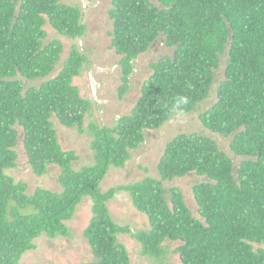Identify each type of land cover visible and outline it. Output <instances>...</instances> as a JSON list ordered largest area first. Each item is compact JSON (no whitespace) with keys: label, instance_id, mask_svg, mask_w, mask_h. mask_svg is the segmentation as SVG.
Here are the masks:
<instances>
[{"label":"trees","instance_id":"1","mask_svg":"<svg viewBox=\"0 0 264 264\" xmlns=\"http://www.w3.org/2000/svg\"><path fill=\"white\" fill-rule=\"evenodd\" d=\"M157 2V3H156ZM113 0L110 48L121 69V97L130 90L134 62L159 40L171 48L150 64L130 112L112 126L95 117L98 101L76 83L91 61L74 43L88 25L79 4L62 0H0V264H19L36 239L70 237L68 221L86 199L83 230L94 259L83 264H134L122 234L141 254L162 262L163 243L177 241L182 264H264V0ZM221 68L216 99L199 114L213 134L180 133L147 174L102 189L112 167L124 168L147 132L175 114L197 110L209 98ZM56 122L89 134L91 162L59 140ZM87 125V126H86ZM21 145L31 172L57 167L58 188L16 181ZM196 175L194 216L180 186L166 182ZM127 192L149 230L117 223L109 202Z\"/></svg>","mask_w":264,"mask_h":264},{"label":"rangeland","instance_id":"2","mask_svg":"<svg viewBox=\"0 0 264 264\" xmlns=\"http://www.w3.org/2000/svg\"><path fill=\"white\" fill-rule=\"evenodd\" d=\"M68 4H79L83 10L84 22L88 25L86 35L81 39H72L57 35L50 31L51 37H58L65 45L67 52L74 43L82 51L87 52L91 63L83 69L82 77H78L76 83L80 86L81 92L86 96L98 101L95 107V117L102 124L112 126L117 118L130 112L138 100L144 79L151 73L150 64L159 57L171 53V48L166 46L162 39H159L144 55L134 62V73L131 77L130 90L121 97L118 88L121 85V69L117 65L119 60L114 51L110 48L111 38L108 34L112 30V21L109 16L113 0H62ZM156 2V0H152ZM157 3V2H156ZM224 68L217 74L212 92L201 106L186 114H175L161 128L147 132L145 141L133 151V157L127 162L124 168L112 167L104 179L101 188L107 189L112 186L128 184L139 180L147 174L159 177L157 163L162 156L167 143L180 133L201 132L215 138L222 148L229 151L228 140L213 134L205 128L199 118L201 111L205 110L216 99V88L223 76ZM87 126V125H86ZM59 131V140L66 148H73L78 151L82 161L79 165L92 160L90 148L91 138L87 134H80L76 129L61 126L56 122ZM19 152L18 166L9 170V173L16 181L23 180L29 186V193H33L38 187L56 190L58 188L57 175L59 169L54 167L50 174L41 177L35 176L27 162L21 145L17 147ZM202 178L196 175H188L180 179L166 182L168 187L180 186L184 191L186 202L194 216L199 217L198 206L192 193L194 184ZM109 208L113 219L121 224L128 225L133 230H149L150 224L144 213L136 210L127 192L120 193L109 202ZM91 218V200L83 201L75 214L69 220L68 226L71 232L70 237L49 238L45 235L36 239V248L27 252L19 264H83L94 259L89 243L83 236V230L87 227ZM119 240L124 242L134 264H182L178 253L174 250L179 245L177 241L163 243L166 252L162 262L141 254V244L129 234H122Z\"/></svg>","mask_w":264,"mask_h":264}]
</instances>
